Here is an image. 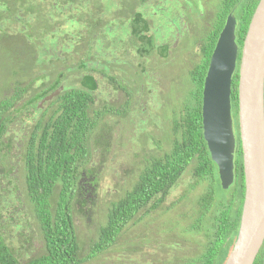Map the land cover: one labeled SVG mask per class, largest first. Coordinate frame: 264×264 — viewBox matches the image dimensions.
I'll return each instance as SVG.
<instances>
[{"label": "trees", "instance_id": "1", "mask_svg": "<svg viewBox=\"0 0 264 264\" xmlns=\"http://www.w3.org/2000/svg\"><path fill=\"white\" fill-rule=\"evenodd\" d=\"M105 1L110 3L117 14L106 15ZM123 1L0 0V27L5 25V20H16L19 22L21 33L31 42L38 43L36 47L40 54L45 48L54 49L47 61L46 58L38 54L34 66H43L48 61H53L51 67H57L58 64L63 66L47 91L32 97L27 96L29 88L39 78V75H35L38 71L37 68L34 69L32 77L26 79L27 82L25 80L17 81L11 95L0 100V153L6 155H0V163L3 165L5 158H8L6 153H9L11 149V143H1L2 136L7 133V123L16 114L30 106H36L35 109H37V105L43 98L58 91L56 96L47 101V107L41 111V116L33 122L31 129L28 128L20 157L23 167L24 196L26 201L28 200L27 202L32 205L38 225L42 242L41 253L20 262L13 257L15 254L6 244L2 234V237L0 236V264H82L84 262L79 258V247L72 217V198L76 195L78 188L79 168L82 171L91 159L88 138L99 120L110 113L116 116L121 115L125 108L120 106L113 110L108 109L105 104L100 108H92L93 94L98 90V81L91 73H84L86 69L92 68L86 60L91 57L90 42L95 41L109 28H113L116 23L121 21L120 27L126 23L129 36L134 41L141 46H149L148 51L138 49V55L148 56L154 47V38L152 39L153 35L150 36V25L144 18L145 13L138 8L125 11L126 9L122 5ZM190 1L194 2V0ZM238 1L239 3H237ZM212 2L217 3L213 5L212 11L207 15V17L209 16L208 21H211L212 18L218 19V24L217 26L213 25L214 27L207 25V33L210 31L208 39L205 37L204 43L196 45L198 49L194 55L201 63L198 62L191 71L194 92L190 94V100L188 96L186 103L178 109L175 117L170 121L168 151L159 157L147 159V164L139 172L135 183L118 200L109 204L108 211L106 210L107 214L105 212L106 223L99 228L97 239L91 245L89 255L85 260L94 258L100 252L113 246L118 235L123 233L122 229L129 223L139 222L159 208L166 198L172 195L178 184L184 180L185 174L188 176V182L184 190L196 192V200L192 202L195 206V218L185 230L201 233L204 223L206 228L201 235L206 240L203 250L194 252L195 258L188 259L185 264H224L232 249L238 232L244 196L240 141L237 135L234 182L227 190H222L217 168L210 159L203 139L201 93L214 42L224 19L231 13V7L234 3L238 4L237 9L232 13L237 16L236 33L239 37L238 45L241 46L258 0H212ZM218 4L222 8H217ZM160 9L162 8L160 7ZM112 19L115 22L110 26ZM30 28L34 31H29ZM46 43L50 44L49 47H46ZM81 44L84 45L85 50L83 55H78L74 50L80 49ZM129 45L131 46V44ZM166 50L165 46L160 49L162 56ZM60 53L61 59L59 58ZM70 54L79 57L74 60L70 58ZM71 63H75L74 66ZM74 68L82 72L78 87L68 89L61 87L60 82L64 73ZM100 73L102 76L106 75ZM234 77L231 83L230 102L237 123L238 70ZM19 83L22 85L20 86ZM6 145L9 150L6 149ZM9 174L7 176L1 174V178L4 179ZM82 182H86V180L84 179ZM88 182V187H92L89 180ZM12 185L13 189L17 190V186ZM57 185L60 186L58 200L56 207L51 208L50 200ZM13 189L10 191V195H12ZM80 190L82 191V188ZM219 191L222 192L220 198L218 197ZM189 192L184 191L178 195L171 205L182 202ZM81 195H83L82 192ZM80 201L83 204L88 203L83 197H80ZM2 205H0V211ZM169 208L166 206L165 210H169ZM12 210L15 211L14 208ZM10 216L3 217L1 220L0 214V226H3L4 222L6 226L7 222L13 226ZM28 243L21 244L17 250L19 251L20 247H26ZM253 264H264V245Z\"/></svg>", "mask_w": 264, "mask_h": 264}, {"label": "rangeland", "instance_id": "2", "mask_svg": "<svg viewBox=\"0 0 264 264\" xmlns=\"http://www.w3.org/2000/svg\"><path fill=\"white\" fill-rule=\"evenodd\" d=\"M161 1L124 0L122 3L125 11L138 8L145 13L144 18L150 25V36L153 35L152 39L154 38V47L148 56L138 55V49L148 51L149 46H141L134 41L129 36L128 25L125 23L120 27L121 21L104 32L98 40L90 42L91 57L86 60L92 68L86 69L84 73H91L98 81L92 108H100L104 104L113 110L120 106L125 108L121 115L110 113L99 120L88 138L91 159L82 171L79 168L78 182L85 179V183L89 180L92 184L86 191H81L77 182V192L72 198L73 226L79 258L84 260L82 264H185L188 259L195 258L194 252L203 250L206 242L201 236L206 230L205 223L201 233L185 230L195 218V206L192 202L196 200V192L184 190L188 182L185 174L184 180L159 208L141 221L129 223L122 229L123 233L120 232L119 237L117 236L113 246L94 258L85 260L91 245L97 239L99 228L106 223L105 212L109 204L118 200L135 183L139 172L146 166L147 159L159 157L168 151L170 121L194 92L191 71L199 62L194 54L198 49L196 45L205 41L209 23L207 18L205 22H201L202 16L198 17L196 10L201 7L207 12L212 10L206 8L205 0H194L193 3L185 1L189 5L184 16L182 9H175L177 0ZM194 4L200 5V8ZM208 4L211 6V3ZM105 6L107 16L117 14L107 1ZM182 19L187 23H182ZM4 22L5 25L0 27V100L11 95L17 81L27 82L26 79L31 78L37 68L35 75H39V78L29 88L27 96L47 91L63 66L58 64L57 67H51L53 61L45 62L40 67L34 65L38 54L47 61L54 49L45 48L40 54L36 47L38 43L31 42L21 33L19 22L13 19ZM114 22L112 19L110 26ZM29 31L34 30L30 28ZM49 45L46 43V47ZM164 46L167 50L162 56L160 49ZM84 50L85 47L81 44L80 49L74 51L83 55ZM78 55L70 54V58L76 60ZM59 58H62L61 53ZM71 64L74 66L75 63ZM44 70L46 71L43 72ZM100 72L106 75L102 76ZM64 74L61 87L77 88L82 72L74 68ZM47 104L48 102H40L37 109L36 106H30L12 117L6 125L7 133L1 139L2 144L11 143L10 150L6 145V149L10 151L6 153L8 158H5L3 165L0 163V166H6L0 168L1 174L7 176L10 169L14 171L4 179L0 176V200L3 201H0V205L3 204L1 220L11 214L10 219L13 221V226L9 222L6 223L7 226L2 222L0 236L3 234L6 244L15 254L13 257L20 262L38 256L42 250L32 205L24 196L20 157L28 128L31 129ZM233 127L236 136V117L233 118ZM12 184L17 186V190L13 189ZM59 191L60 186L57 185L50 200L51 208L56 207ZM184 191L189 192L186 199L171 205ZM221 195L222 192L219 191L218 197H222ZM80 197L88 203L83 204ZM166 206L170 207L169 210H165ZM23 243L28 245L20 247L18 251L17 247L19 249Z\"/></svg>", "mask_w": 264, "mask_h": 264}, {"label": "water", "instance_id": "3", "mask_svg": "<svg viewBox=\"0 0 264 264\" xmlns=\"http://www.w3.org/2000/svg\"><path fill=\"white\" fill-rule=\"evenodd\" d=\"M235 24L229 14L210 56L201 97L202 134L220 187L227 190L234 182L236 138L230 94L239 60L237 129L244 196L236 240L224 264H253L264 242V0L258 1L250 18L239 58Z\"/></svg>", "mask_w": 264, "mask_h": 264}, {"label": "flooded vegetation", "instance_id": "4", "mask_svg": "<svg viewBox=\"0 0 264 264\" xmlns=\"http://www.w3.org/2000/svg\"><path fill=\"white\" fill-rule=\"evenodd\" d=\"M185 1L186 2H188V3H191V1L190 0H182V3H179V0H177V2H176V4L175 5H177L176 6V10H178V9H182V15H186L187 13H186V11H187V8H188V5L189 4H185ZM206 1V8H211V10H212V7H213V5L214 4H216L217 2H215V3H213L212 2V0H205ZM214 1V0H213ZM259 1V0H258ZM208 3H211V6L208 4ZM237 3H239V1L237 2ZM174 5V4H173ZM173 5H172V7H173ZM237 5L238 4H236V3H234V5H233V7H231V9H230V11H231V15L233 16V18L235 19V22H236V24H235V43H236V45H237V57L239 58V55H240V52H241V46H239L238 45V39H239V37H238V35H237V33H236V26H237V24H238V21H237V16L236 15H234L232 12H233V10H236L237 9ZM197 6V8H200V5H196ZM219 7H221L220 6V4H218L217 5V8H219ZM216 8V9H217ZM222 8V7H221ZM220 8V9H221ZM198 10V9H197ZM197 10H196V12H197ZM204 12L206 13L205 15H204ZM210 13V11H208L207 12V10H205L204 11V8L203 7H201L199 10H198V17L199 16H202V19H201V22H205V18H207V20L206 21H208V18H209V16L207 17V15ZM229 15V14H228ZM227 15V16H228ZM227 16H226V18H227ZM226 18L224 19V21H223V25H222V27H221V29L219 30V32H218V34H217V37H216V40H215V42H214V45H213V49H214V47H215V43H216V41H217V38H218V36H219V34H220V31L222 30V28H223V26H224V24H225V21H226ZM217 20L218 19H214V18H212L211 19V21H209V23H208V26H217ZM181 22L182 23H184L185 22V24L187 23L185 20H181ZM213 26V27H214ZM210 32V31H209ZM209 32L207 33V35H206V38L208 39V37H209ZM211 36H212V34H211ZM243 39H244V37H243ZM243 42V41H242ZM213 49H212V52H213ZM212 52H211V54H212ZM211 56V55H210ZM210 60V59H209ZM238 61L239 60H237V66H236V70H238ZM208 64H209V62H208ZM208 68V67H207ZM236 70H235V72H236ZM235 72H234V74H235ZM234 74H233V76H232V79L233 78H235L234 77ZM206 75V74H205ZM204 78H205V76H204ZM203 81H204V79H203ZM232 83V82H231ZM202 88H203V85H202ZM202 94V93H201ZM202 96V95H201ZM231 112H232V108H231ZM235 116L233 115V113H232V118H234ZM233 132H234V127H233ZM238 135V129H237V132H236V136ZM236 136H235V138H236ZM239 138V137H238ZM236 144H237V139H236ZM235 152H236V149H235ZM234 157H235V153H234ZM80 184V187L82 188V190H86V188L89 186L88 185V183H85V182H81V183H79ZM264 243V242H263Z\"/></svg>", "mask_w": 264, "mask_h": 264}, {"label": "bare ground", "instance_id": "5", "mask_svg": "<svg viewBox=\"0 0 264 264\" xmlns=\"http://www.w3.org/2000/svg\"><path fill=\"white\" fill-rule=\"evenodd\" d=\"M166 29V28H165ZM148 44H149V42H148ZM143 50V49H142ZM126 77V76H125ZM118 81V80H117ZM147 126V125H146ZM183 160V159H182ZM169 166H171V165H169ZM165 167V166H164ZM164 167H163V169H164ZM168 167V166H167ZM170 168V167H169ZM182 170V169H181ZM206 170V169H205ZM176 173V172H175ZM235 174V173H234ZM168 176V175H167ZM163 177V176H162ZM173 177V176H172ZM203 177V176H202ZM164 178V177H163ZM169 180V179H168ZM167 180V181H168ZM238 202V201H237ZM236 205V204H235ZM48 211V210H47ZM232 211V210H231ZM231 216V215H230ZM226 220V219H225ZM215 221V220H214ZM225 222V221H224ZM234 224V223H233ZM236 227V226H235ZM214 234V233H213ZM219 234V233H218ZM223 243V242H222ZM230 246V245H229ZM22 254V253H21ZM208 262V261H207Z\"/></svg>", "mask_w": 264, "mask_h": 264}, {"label": "clouds", "instance_id": "6", "mask_svg": "<svg viewBox=\"0 0 264 264\" xmlns=\"http://www.w3.org/2000/svg\"><path fill=\"white\" fill-rule=\"evenodd\" d=\"M40 102H41V101H40ZM13 171H14V170H12L11 174H13ZM0 176H1V174H0ZM263 244H264V243H263ZM263 244H262V246H263ZM262 246H261V247H262ZM260 250H261V249H260ZM258 254H259V253H258ZM257 256H258V255H257Z\"/></svg>", "mask_w": 264, "mask_h": 264}]
</instances>
